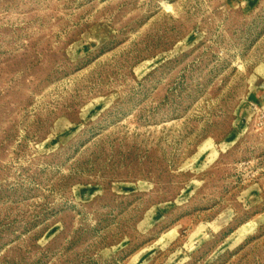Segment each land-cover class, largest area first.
<instances>
[{
    "label": "rangeland",
    "instance_id": "rangeland-1",
    "mask_svg": "<svg viewBox=\"0 0 264 264\" xmlns=\"http://www.w3.org/2000/svg\"><path fill=\"white\" fill-rule=\"evenodd\" d=\"M0 264H264V0H0Z\"/></svg>",
    "mask_w": 264,
    "mask_h": 264
}]
</instances>
